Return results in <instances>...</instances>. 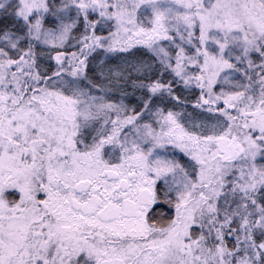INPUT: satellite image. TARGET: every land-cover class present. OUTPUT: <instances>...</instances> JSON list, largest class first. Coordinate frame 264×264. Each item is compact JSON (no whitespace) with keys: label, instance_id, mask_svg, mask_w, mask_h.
<instances>
[{"label":"snow or ice","instance_id":"1","mask_svg":"<svg viewBox=\"0 0 264 264\" xmlns=\"http://www.w3.org/2000/svg\"><path fill=\"white\" fill-rule=\"evenodd\" d=\"M0 264H264V0H0Z\"/></svg>","mask_w":264,"mask_h":264}]
</instances>
